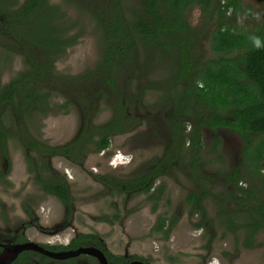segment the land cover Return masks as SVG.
<instances>
[{
    "label": "flooded vegetation",
    "instance_id": "obj_1",
    "mask_svg": "<svg viewBox=\"0 0 264 264\" xmlns=\"http://www.w3.org/2000/svg\"><path fill=\"white\" fill-rule=\"evenodd\" d=\"M26 1L27 0H0V58L5 63V66H7L8 62L12 63L14 58H20L23 68L17 73L31 71V66L27 62V58L35 57V54H38L43 50L41 48H37V50L33 49L31 51L28 46H26L32 45L34 39L32 34L34 29H30L29 26H39L32 21L25 20L24 5ZM65 1L73 2L72 0H62L63 3ZM78 1L80 3H84L82 5L84 9L85 5H88L86 0ZM107 1L108 4H110L109 0ZM134 1L135 4L133 7L128 6L130 7L128 10H125L128 7H122L124 16L131 15L130 20H133L134 16L133 13L128 11L133 12L135 9L134 6L138 8L136 11L142 8V4L140 3L142 2L141 0ZM243 1L244 0H241V5L243 4ZM102 3L103 2H99L98 5L97 3L95 5L100 6ZM221 5H224V1L221 2ZM194 6L195 5L189 6V10ZM52 7L58 8L57 12L56 10L54 11L56 12L57 20H47L46 23L50 24V29L53 35L59 37L60 40L65 41L67 40L66 37H62L60 34L65 30L66 32L71 30L72 25H69V22L66 20V14H61L60 7L52 4L51 0H45L44 9L41 12L42 16L48 18ZM231 11V8L227 10V16L231 15ZM101 21L98 18V22ZM210 21L212 22L213 20H207V22H204L202 26H194L190 24V27L196 35V40L200 41V46L203 44V40L207 39L200 34L202 28H207L208 23H211ZM213 23L215 25V21H213ZM66 27L67 29L62 30ZM212 28L214 27H209V29ZM74 36L77 37L76 44H78L81 34H74L72 37ZM63 47L65 53L66 50L72 46H60L59 48L63 49ZM197 51H192V55L194 56L195 54L197 56ZM60 58L61 56L57 58L56 62ZM56 62L54 64L56 73L66 78H63L64 81L62 80L58 85L52 87L58 93V98L60 97L62 102L56 103V106L54 100L57 97L50 100V106L52 107L51 114L61 112L62 110L64 113H67L70 105H75L80 108L81 113L82 110H84L85 113H88V118L90 120H88L87 124H84V121L82 120L83 123L80 124L74 137L71 138L70 141L58 145H49L42 141V139H38L32 135H29L31 138H27L24 134L25 132L23 133L20 131V128L18 129V119L13 120L14 127L10 126V130L9 128L7 129L8 126L5 124L8 118H4V121L2 120V122H0V264H157V262L161 260L160 254L163 253L164 250L168 249L169 253L172 252L170 245H167V247L159 245L160 249H155L154 246L150 244L146 245L147 243L152 242L144 241L147 239L152 240V238L145 237L144 228L138 232L130 233L126 229L125 224L131 216L136 215L133 213H137V210L139 209H127V205L130 199L139 195H145V200L151 203V210L156 212L161 199H167L169 197L170 189L165 179L172 177L178 172L183 175L191 185V189L188 190L184 199L185 206L189 207L191 215L200 214L201 217L204 218L202 221L195 223L194 227L197 226V228L207 232L209 237L206 241V245L208 244V246H210L213 242V239H211V236L213 235L212 224L217 222V224L223 228L226 216L224 214L225 211L222 208V204L219 201L220 199H213V193L210 195L207 189H211V187L215 185L216 180H214V178L218 175L221 177V186L223 188H228L230 191L233 190L232 184L227 183L225 174L230 173L232 169L237 168L242 164V149L245 146V142L242 137L235 130L229 128L216 126L214 129H211L207 125L199 126L200 115L198 108L193 110L192 116H186V120L183 119V114H181L179 124L176 122H170L168 119L169 109L166 96L165 105L167 108L165 110V116L161 114L164 109H159V111L157 110L155 113L156 118L160 117L161 120L153 124L152 122H148L150 124L149 126L146 122H142L140 120V116H133V111H129L131 107L135 108L134 104L137 97L133 98L135 99L133 103L131 101L126 103L124 97L128 94L125 95V93L120 91L116 93L115 91H106L104 87L93 88L91 90L92 94L90 95L92 99L89 100L90 96L86 94L84 95L86 101L83 100L80 102L78 98H75L81 95L79 91L80 86L77 84L72 86L71 84L73 81L72 78L82 74L84 71L74 76L63 74L56 70ZM169 71L170 70L168 68V72ZM16 74L13 77H15ZM178 86L179 88L184 87L185 83H179ZM192 87L193 85L191 84V88ZM165 88H167V85H165ZM175 91L176 90H174V92L172 91V93H176ZM103 94L107 96L111 94L114 97V101L111 105L106 107L111 111L112 115L104 124L93 125L91 124V120L97 111V106H99L98 100L102 98ZM66 101L70 102L67 109L60 108V110H57L55 108L63 107V104H65ZM119 103L122 105L125 114L124 120L121 124L120 122L116 123L121 127L115 130L116 133L111 131L95 134L92 131L93 128L107 126L112 122L115 124L113 119L116 116V110ZM188 103H191V101H188ZM47 117L48 115H38L35 119H45ZM82 117H84L83 114ZM150 117L152 119V116ZM21 121L22 118H20V123ZM28 122L29 120L27 121V124ZM143 124H146V127L149 130L148 132H153L152 135H150L153 139L155 130V133L159 135L161 141L164 142L162 154L150 159L141 172L135 171L132 174L133 177L124 176L125 178L120 177L118 179L113 175H107L103 172L98 174L92 173L95 181L102 185L104 189L108 191L111 190L118 196L123 197L124 195L123 211L121 212L118 209V204L116 202H110L109 207H115L112 216L101 215L97 219H94V217L88 215V219L94 222L109 225L110 229L108 231H103V229L92 225H90V227H87V225L83 226V224H80L79 227L75 226L74 221L76 220L75 213L77 209L74 204L75 195L72 192L71 184L69 183L66 175L55 167L56 163H54V159L60 160L59 167H63L64 164L62 162L65 161L70 166L74 165L80 168L84 173L93 172V169H89L86 165L89 156L93 154H101L100 156H103L102 153L108 150L113 137L129 134L140 128ZM184 127L185 129L183 131ZM24 128L26 129V127ZM121 128H125L127 130L123 132ZM196 128H198V134L201 137L202 147L195 148L192 151L190 149L191 143L188 140V135L191 131L195 132ZM20 132L22 135L18 137ZM211 133L214 134L215 137L209 152L214 155L216 150L220 149L221 152L225 153L228 166L231 167L229 170L221 172L222 176L216 174L215 172L206 173L205 165H203V162L201 161L202 149L204 148L205 143H208V135ZM233 133L238 137H235ZM91 135H94V140L97 142H93L94 140L92 141L93 143L89 142ZM103 135L107 136L108 145L100 149L97 143L101 142V136ZM8 136H13L14 138L18 137L20 139L19 143L26 151L24 161L28 165L27 172L30 177H32L33 188L38 187L42 193L25 199V202L20 203L19 209H16V206L12 203L14 202V198H17V191L10 193L9 191L14 188L16 181L12 179L11 163L14 160H21L15 158L13 156L14 154L11 155V153H8ZM183 138L187 139L186 142L182 141ZM237 138L241 142L240 147H237ZM25 139L27 142L31 143L32 146H28V143H24L23 140ZM216 139H219L220 141V145L217 148H215ZM182 153H185L184 157H182ZM193 154H195L197 158H193ZM215 157V162H219L221 165L223 156L219 154L215 155ZM193 159L195 163L192 162ZM130 161L132 162L133 158L128 154L116 151L112 156V160L109 162V166L111 168H115L118 165H126ZM207 162L210 163L209 161ZM99 164L100 162L96 163V167H99ZM262 165H264V162H262ZM245 168L244 164L243 172L247 174L248 170ZM104 172L107 171L104 170ZM53 182L66 186L69 193V199L67 201L61 200L58 196L52 194L49 190H46V188ZM250 182L252 181L246 180L245 182L241 180L237 186L238 188L247 189ZM175 183L176 182H173V184ZM253 183L258 186L257 180L256 182L253 181ZM21 187H24V185L19 186V188ZM201 189H204L207 194L201 198L197 205L195 203H190L189 194H200ZM7 195L12 197L11 201H8L9 203L6 202ZM50 198L58 202L62 212L58 211L56 218L51 220L48 226H44L40 221L42 218L41 211H51V216L56 215V211L53 208L55 203L49 201ZM206 199L210 200L212 206L215 208L212 218L206 214L205 207L203 205ZM231 201H234L233 204ZM216 205H218V208ZM226 205L228 208L233 210L232 212L234 213L231 219H235L236 223L243 224L249 218L248 213H244L243 211V209L246 210L247 206L239 207L235 197H231L230 201H228ZM178 214L181 215V213ZM239 215H244L245 218L240 220L238 218ZM163 216L165 215H161L156 218L155 223L147 229L146 235H150L149 237L157 235L160 240L166 244L178 230L180 220L176 213L171 214L167 219ZM115 226L121 230L119 235H116L113 230ZM240 231L243 233L244 241V231ZM226 232L232 234L228 231ZM236 232H238V230H236ZM236 232L232 235L237 236ZM260 233H264V230H260L257 235ZM256 236L254 237V242ZM242 245H244V242ZM178 252L179 250L175 251L177 255ZM170 261H173V259L170 258ZM201 264H210V262H207V259L204 258L202 259Z\"/></svg>",
    "mask_w": 264,
    "mask_h": 264
},
{
    "label": "trees",
    "instance_id": "obj_2",
    "mask_svg": "<svg viewBox=\"0 0 264 264\" xmlns=\"http://www.w3.org/2000/svg\"><path fill=\"white\" fill-rule=\"evenodd\" d=\"M141 1L142 8L137 11L134 9V18L130 20L124 16L120 0H109L110 4L107 0H88L86 10L95 19L103 41L101 40L100 57L95 67L72 78L71 85L80 86L81 95L75 98L80 102L86 101L84 95L90 96L93 88L100 87H104L106 91L121 92V79L129 76L144 78L152 70L153 64L167 60L170 70L164 83L167 88L164 85L161 92L167 98L169 121L179 124L181 114L186 120V116H192L193 110L198 108L199 126L207 125L211 129L220 126L235 130L245 142L241 166L225 174L227 183L232 184L233 190L224 187V195L219 197V201L226 216L223 228L232 234L236 230H243V246L251 248L254 237L260 230H264V27L261 25L253 28L248 34L231 24L232 18L243 12L241 0ZM222 1L224 5H221ZM91 2L97 5L99 2L103 3L100 6H90ZM191 5L198 6L206 20L215 21L214 28L207 27L200 33L209 39L208 49L212 55L210 61L200 62L195 54L192 55V51L196 52L200 47V41L196 40L188 21ZM44 6L45 0H27L24 5L25 20L39 25L29 26L34 29V39L32 45L26 46L31 51L41 48L42 52L27 58L31 71L19 72L8 83L0 84V122L8 118L7 125L14 127L13 120L18 119V129L25 132L27 138H31L24 128L27 121L38 115L52 113L50 100L59 96L52 87L66 78L55 71L54 64L64 52V47H59L73 46L77 38L74 36L63 41L53 35L50 24L46 22L57 20L58 8L52 7L47 18L41 13ZM229 8L232 11L227 16ZM98 18L101 22H98ZM179 83H185V86L177 89ZM174 90L176 93L171 95L170 91ZM144 92L145 89L142 94ZM91 99L90 96L89 100ZM124 100L126 103H133L135 99L127 95ZM63 105L55 108L67 109L70 102L66 101ZM124 115V109L119 103L113 119L115 124L112 122L107 126L95 127L92 131L95 134L111 131L116 133L115 130L121 127L116 123L121 124ZM121 129L123 132L127 130ZM184 129L185 127L183 131ZM90 137L89 142H97L94 135ZM101 137V142L97 143L100 149L108 145L107 136ZM186 140L183 138L182 141ZM188 140L192 151L202 147L198 128L189 133ZM23 142L32 146L26 139ZM219 145L220 141L216 139L215 148ZM184 156L185 153H182V157ZM192 157L197 158L195 154ZM192 162L195 163L194 159ZM244 164L247 174L243 172ZM241 180L252 182L247 189L238 188ZM256 180L258 186L253 183ZM46 190L61 200L69 199L65 185L53 182ZM206 194L204 189H201L200 194L191 193L189 202L197 205ZM231 197H235L239 207L247 206L243 211L248 213L249 218L243 224L231 219L234 212L226 205ZM235 239L237 241L236 237Z\"/></svg>",
    "mask_w": 264,
    "mask_h": 264
},
{
    "label": "rangeland",
    "instance_id": "obj_3",
    "mask_svg": "<svg viewBox=\"0 0 264 264\" xmlns=\"http://www.w3.org/2000/svg\"><path fill=\"white\" fill-rule=\"evenodd\" d=\"M86 2H88V0H86ZM51 3L60 7L61 14H66V20L69 22V25H72L71 30L68 32L65 30L67 27L62 29L65 31H63L60 36H65L66 39H69L74 34H81L78 44L75 43L71 48H68L65 53L63 52L61 58L56 62V70L63 74L74 76L83 71L85 72L86 70L93 69L100 57L102 39L100 38L95 19L90 14V11L86 10V6L84 9L82 6L84 3L80 2L65 1L64 4L62 0H51ZM120 3L122 7H133L135 1L120 0ZM93 4L96 3H90L89 5L91 6ZM130 7L125 10H128ZM134 7L138 9L136 6ZM242 9V13L232 18L231 24L234 25L235 28H242L244 33L248 32V34H250L249 32L251 29L259 28V26L264 25V0H244ZM128 12L133 13L132 11ZM130 16L131 15H127L128 18H130ZM188 21L194 26H202L204 22H207L198 6H194L190 9ZM212 26L214 27L213 21L207 25L208 28ZM101 27L102 26H100V29ZM203 29L205 28L203 27L202 30ZM201 46L198 47L197 60L200 62L210 61L212 55L209 53V43L207 39L203 40ZM0 61V84L8 82L23 68L21 59L18 57L14 58L12 63L8 62L7 66H5L1 58ZM168 65L169 63H167V60L162 62L157 61L156 64H153L152 70H150L144 78L129 76L120 80L122 82V93H125V95L128 94L132 98L138 97L135 100V108L131 107L129 111H133V116H140V120L146 122L148 126L150 125L148 122H152L153 124L161 120L160 117L156 118L155 113L157 110L164 109L161 114L165 116L167 106L165 105L166 99L162 97L161 88L164 86L167 79L166 77L168 76ZM155 86L158 87L155 88ZM143 89H145L144 94H142ZM177 89H179V86ZM170 94L173 95L172 92H170ZM113 101L114 97L111 94L109 96L102 95V98L98 100L99 106L96 108L97 111L91 120V124H104L111 117L112 113L106 107H109ZM61 102L62 99H60V97L54 100L55 104ZM156 104H159V106H156ZM82 114L84 117H82ZM88 116V113H85L84 110H82L81 113L78 106L70 105L67 113H64L62 110L61 112L48 115L45 119H30L26 126V129L28 128L27 134L42 139V141L49 145L64 144L74 137L80 124L83 123L82 120L84 124H87L88 120H90ZM150 116H152V119ZM7 126L8 129L10 126ZM10 129L11 128H9V130ZM148 131L146 124H143L140 128L129 134L113 137L108 150L102 153L103 156H100L101 154L89 156L86 165L89 169H93V172L84 173L80 168L74 165L70 166L65 161L62 162L64 166L59 167L60 160L54 159V163H56L55 167L66 175L71 184L72 192L75 195L74 204L77 208L75 213L76 220L74 221L75 226L79 227L80 224H83V226L87 225V227H90V225L97 226L103 229V231H108L110 229V226L105 223L94 222L88 219V215H91L94 219H97L101 215L112 216L115 207H109L110 202H116L118 204V209L122 212L124 195L123 197L118 196L115 192L104 189L102 185L95 181L92 173L98 174L103 172L119 179L124 176L133 177L132 174L135 171L141 172L150 159L162 154L164 145V142L161 141V138L155 133V130L154 139L150 136L153 132ZM20 135H22L21 132L18 137H20ZM233 135L238 137L234 133ZM18 137L14 138L13 136H8L7 142L8 153H11V155L14 154L13 156L15 158L21 160H14L11 163L12 179L16 181L14 188H12L9 193L15 191L18 193L17 198H14V202H12L16 206V209H19L20 203L25 202V199L28 197L42 194L38 187H34L35 189L33 188L32 177H30L27 172L28 165L24 161L26 151L20 145V139ZM214 137L215 135L212 133L208 135V143H205L201 152V161L203 165H205L206 173L215 172L222 176L221 172H225L231 167L228 166L225 153L221 152L220 149L216 150L214 155L209 152ZM236 142L237 147H240L241 142L238 138ZM116 151L128 154L133 158V161H130L126 165H118L115 168H111L109 162L112 160V156ZM219 154L223 156L221 165L219 162H215V155ZM98 162H100L98 165L99 167H96V163ZM104 170L108 173L104 172ZM214 180H216L215 185L207 190L210 195L213 193V199H217L224 195V188L221 186L222 184H220V176L216 175ZM165 181L170 189L169 197L167 199H161L156 212L151 210V203L145 200V195L136 196L130 199L127 209L138 208L139 210H137V213H133L136 215L131 216L125 224L126 229L130 233L138 232L144 228L145 237L152 238V240L147 239L144 241L152 242L146 245L150 244L154 246L155 249H160L159 245H164L165 247L170 245L172 252L169 253L168 249H163L164 252L160 254L161 260H159L157 264H201L204 258L207 259V262H210V264H217V262H219V264H264V233H260L256 236L252 248H245L242 245L243 233L240 230L236 232L237 236H233L221 228L217 222H214L212 224L213 235L211 236L213 242L210 246H208V244L206 245L209 235H207L206 231L197 228V226L194 227L195 223L202 221L204 218H202L200 214L191 215L189 207L185 206L184 203L187 192L191 189L190 183L179 172L165 179ZM173 182L176 183L173 184ZM21 185H24V187L19 188ZM11 198L12 197L7 195L6 202L11 201ZM49 201L55 203L53 208L56 211V215L51 216V211H41L42 218L40 221L44 226H48L51 220L56 218L58 211L62 212L56 200L50 198ZM231 202L233 204L234 201ZM203 205L206 214L212 218L215 208L212 206L211 201L206 199ZM216 207L218 208V205H216ZM174 213L179 216V228L176 233L173 234L169 242L165 244L157 235L153 237H149L150 235L148 234L146 235L147 229L155 223L158 216L165 215L163 217L167 219ZM178 213H181V215ZM238 218L243 220L245 216L239 215ZM113 230L116 235L121 233L120 228L116 226ZM205 245L206 247L204 248ZM176 250H179L178 255L175 253ZM170 258H172L173 261H170Z\"/></svg>",
    "mask_w": 264,
    "mask_h": 264
},
{
    "label": "clouds",
    "instance_id": "obj_4",
    "mask_svg": "<svg viewBox=\"0 0 264 264\" xmlns=\"http://www.w3.org/2000/svg\"><path fill=\"white\" fill-rule=\"evenodd\" d=\"M217 264H219V262H217Z\"/></svg>",
    "mask_w": 264,
    "mask_h": 264
},
{
    "label": "water",
    "instance_id": "obj_5",
    "mask_svg": "<svg viewBox=\"0 0 264 264\" xmlns=\"http://www.w3.org/2000/svg\"><path fill=\"white\" fill-rule=\"evenodd\" d=\"M6 259H7V258H6ZM9 260H10V259H9ZM9 260H8V261H9ZM8 261H7V262H8Z\"/></svg>",
    "mask_w": 264,
    "mask_h": 264
}]
</instances>
